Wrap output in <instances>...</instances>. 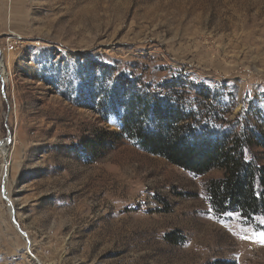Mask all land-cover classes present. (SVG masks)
Returning <instances> with one entry per match:
<instances>
[{"label":"rangeland","instance_id":"1","mask_svg":"<svg viewBox=\"0 0 264 264\" xmlns=\"http://www.w3.org/2000/svg\"><path fill=\"white\" fill-rule=\"evenodd\" d=\"M0 53V264H264V215L211 206L224 170L121 134L181 86L207 129L264 131V0H0Z\"/></svg>","mask_w":264,"mask_h":264},{"label":"trees","instance_id":"2","mask_svg":"<svg viewBox=\"0 0 264 264\" xmlns=\"http://www.w3.org/2000/svg\"><path fill=\"white\" fill-rule=\"evenodd\" d=\"M181 90L174 96L179 101L176 106L156 103L152 107L149 101L142 105L137 98L123 100L126 110L121 134L137 142L143 151L197 176L224 170L223 178L208 186L216 212H240L247 219L264 215V165L253 152L257 146L264 158V131L213 132L199 123V113L188 110L190 104L183 96L190 90L182 86ZM104 105L107 111L108 102Z\"/></svg>","mask_w":264,"mask_h":264},{"label":"bare ground","instance_id":"3","mask_svg":"<svg viewBox=\"0 0 264 264\" xmlns=\"http://www.w3.org/2000/svg\"><path fill=\"white\" fill-rule=\"evenodd\" d=\"M2 80L4 81V79H2ZM3 143H4V142H3ZM1 144H2V143H1ZM0 150L3 151V150H4V147H0ZM8 166H10V165H9V164H6V165H5V169H4V170L6 171V172H5V180H7V174H8V172H9V168H8ZM5 199H7V200L10 199L9 196H8V194H7V197L5 196ZM9 203H10V202H9ZM10 205H11V203H10ZM11 207H12V205H11ZM12 209H13V208H12ZM12 209H11L10 211H11V214L13 215V213H12L13 210H12Z\"/></svg>","mask_w":264,"mask_h":264},{"label":"water","instance_id":"4","mask_svg":"<svg viewBox=\"0 0 264 264\" xmlns=\"http://www.w3.org/2000/svg\"><path fill=\"white\" fill-rule=\"evenodd\" d=\"M0 61H3V59H2V54L0 53ZM3 86H5L4 84H3ZM25 235V234H24Z\"/></svg>","mask_w":264,"mask_h":264}]
</instances>
